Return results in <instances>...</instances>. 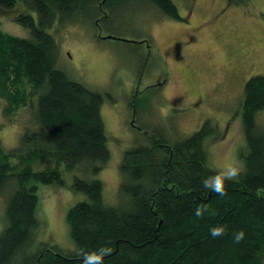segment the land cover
<instances>
[{
	"label": "trees",
	"instance_id": "16d2710c",
	"mask_svg": "<svg viewBox=\"0 0 264 264\" xmlns=\"http://www.w3.org/2000/svg\"><path fill=\"white\" fill-rule=\"evenodd\" d=\"M17 1L0 0V8L12 9ZM20 1L25 10L13 20L30 35L0 30L2 115L18 121V113L28 111L18 143L4 148L0 142V264H82L77 249L105 242L111 254L103 264H264V121L258 120L264 112V74H252L243 84L244 171L225 181L226 195L202 184L213 174L204 139L216 131L206 119L177 139L144 131L146 137L123 152L118 201L108 203L101 180L89 177L110 155L101 115L104 95L58 67L60 47L50 30L89 19L101 37V18L129 0ZM143 1L160 15L184 19L173 0ZM134 109L136 118L139 111L147 114L144 104ZM64 171L84 174L73 173L69 184L84 195L65 213L73 249L38 237V186L64 185ZM202 204L208 211L198 218L194 212ZM214 225H225L226 233L212 237ZM240 229L245 235L236 242Z\"/></svg>",
	"mask_w": 264,
	"mask_h": 264
},
{
	"label": "rangeland",
	"instance_id": "374dc122",
	"mask_svg": "<svg viewBox=\"0 0 264 264\" xmlns=\"http://www.w3.org/2000/svg\"><path fill=\"white\" fill-rule=\"evenodd\" d=\"M173 1L184 19L167 18L143 0H129L101 18V37H96L95 21L89 19L50 30L60 47L58 67L104 95L101 115L110 155L100 171L86 177L101 180L108 203L118 201L123 152L146 137L144 131L177 139L210 119L216 131L204 139L208 164L214 168L235 157L244 166L240 103L245 80L264 74V0ZM24 10L20 0L12 9L0 8V30L28 37L29 30L13 20ZM106 35L114 38H102ZM130 101L147 106L146 116L139 111L136 118L143 130L129 124ZM27 115L24 109L18 121H7L0 108L4 148L18 143ZM258 120L264 121V112ZM73 173L84 175L64 171V185L38 186V237L65 249L74 248L65 213L84 197L70 189ZM2 210L0 200V215Z\"/></svg>",
	"mask_w": 264,
	"mask_h": 264
},
{
	"label": "clouds",
	"instance_id": "9594fccd",
	"mask_svg": "<svg viewBox=\"0 0 264 264\" xmlns=\"http://www.w3.org/2000/svg\"><path fill=\"white\" fill-rule=\"evenodd\" d=\"M213 174L202 180L204 188L218 195H226L225 181H235L244 171V166L235 157L224 160L222 163L214 166ZM208 211L207 205H198L194 215L198 218H203L204 213ZM212 237L222 236L226 233V226H212L209 229ZM244 230L240 229L235 235L236 242H240L244 238ZM111 254V248L108 242L101 244L98 248L85 249L79 248L76 250V256L81 260L82 264H103V258Z\"/></svg>",
	"mask_w": 264,
	"mask_h": 264
},
{
	"label": "flooded vegetation",
	"instance_id": "af4514ba",
	"mask_svg": "<svg viewBox=\"0 0 264 264\" xmlns=\"http://www.w3.org/2000/svg\"><path fill=\"white\" fill-rule=\"evenodd\" d=\"M129 107H130V120H129V124H131V126L133 128H138L137 127V122H136V112H135V109H134V106L135 104L131 103V101L128 103ZM135 115V116H134Z\"/></svg>",
	"mask_w": 264,
	"mask_h": 264
},
{
	"label": "water",
	"instance_id": "95a60500",
	"mask_svg": "<svg viewBox=\"0 0 264 264\" xmlns=\"http://www.w3.org/2000/svg\"><path fill=\"white\" fill-rule=\"evenodd\" d=\"M103 37H107V38H114V36H112V35H106V36H102V38ZM38 264H40V263H38Z\"/></svg>",
	"mask_w": 264,
	"mask_h": 264
}]
</instances>
